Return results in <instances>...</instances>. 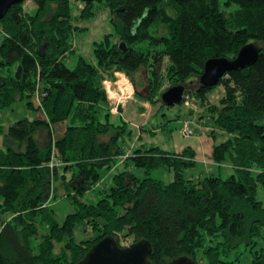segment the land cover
<instances>
[{
    "label": "trees",
    "instance_id": "1",
    "mask_svg": "<svg viewBox=\"0 0 264 264\" xmlns=\"http://www.w3.org/2000/svg\"><path fill=\"white\" fill-rule=\"evenodd\" d=\"M25 1L0 19V112L26 101L38 116L8 127L18 149H0V214L9 216L0 227V264H75L103 237L124 247L119 235L149 243L154 264L178 257L235 264L238 259L227 256L239 246L249 251L250 264H264V0H75L82 3L75 17L70 0H30L33 13L24 10ZM99 2L109 8L118 41L94 42L95 62L79 56L69 68L64 61L79 29L74 19L90 20ZM247 43L260 48L254 63L224 74L213 87L199 84L207 59H232ZM141 67L145 95L135 90L134 97L156 105L164 79L183 85V94L205 108L211 133L227 136L213 145L211 161L228 162L233 174L185 178L196 165L189 147L126 150L132 130L110 112L103 72H124L136 86L133 75ZM218 86L223 95L211 104L207 95ZM62 121L65 132L54 140L52 126ZM119 163L125 169L104 186ZM154 170L172 171L173 180L151 177ZM57 180L73 207L61 223L47 206ZM90 192L95 201H84ZM79 224L93 236L77 242Z\"/></svg>",
    "mask_w": 264,
    "mask_h": 264
},
{
    "label": "rangeland",
    "instance_id": "2",
    "mask_svg": "<svg viewBox=\"0 0 264 264\" xmlns=\"http://www.w3.org/2000/svg\"><path fill=\"white\" fill-rule=\"evenodd\" d=\"M71 1V11L72 15L75 17L78 14V9L82 6V3L77 2L75 0ZM24 10L33 13L34 3L30 0H26L24 2ZM230 10L235 9V6L232 5L229 8ZM73 24L78 26V31H74L71 37V46L74 49V52L71 55L66 56L65 64L69 68H73L78 60L79 56H82L88 62H95L93 58L92 47L94 42H99L104 39L105 36L109 37L111 42H117L118 39L113 31L110 22V11L109 8L103 3H95L94 6V16L90 20H77L74 19ZM1 40V37H0ZM114 69V68H113ZM110 70L103 72V81L102 85L106 92L108 107L111 109L117 107V110L113 112V116H118L120 113L122 114L121 117L125 119H129V115L123 112V106L125 104V100L127 97L132 99H136V102L139 100L134 97V92H137L141 95H145V79L147 75L145 73L144 68H140L137 73L133 75V78L136 82V86L133 85V82L125 75L124 72L117 71V70ZM125 80L126 85L122 84L121 81ZM172 86L170 83L164 79L163 86L161 88V92L168 89ZM129 87V88H128ZM189 89H193L194 86H187ZM131 89V90H130ZM220 88L213 91L209 96L211 98V104L216 103L220 97ZM127 96V97H126ZM191 103L195 105V108L192 109L190 107H186L183 105L176 104L174 106H166L159 102L156 105H149L151 108V113L154 111H158L155 116H153L149 124H147L144 129L145 133L142 138V142L140 144H144L146 147L148 146H159L160 148L166 149L168 151H172L174 149L175 144L181 145L183 148L185 147H192L196 150L198 155L199 146L198 138L201 137L205 139L206 142H209L211 145H216L222 141H224L227 137L224 133L217 131L214 136L210 135L211 125L208 118V114L206 110H201V108L194 103L193 99L190 98ZM24 102H17V109L21 108L22 112H17L15 114V119L19 120L24 117H37L38 114L35 111H29L25 109ZM132 103V102H131ZM118 104V105H117ZM122 104V105H121ZM196 110L197 114L200 115L199 118L196 116L191 120L188 117H191L187 114V111ZM200 110V111H199ZM19 113V115H18ZM192 115V114H191ZM204 115V116H203ZM204 118V126H208V130H203L201 125L198 121ZM184 121L190 122V128L193 131V134L189 137H184L181 135L180 128L182 127ZM200 126H199V125ZM151 127L158 128L156 134L150 135L149 130ZM132 130V135L130 139L125 138L124 146L128 147L136 133V130L129 126ZM211 136V137H210ZM18 149V148H17ZM208 159V157H207ZM228 162L222 163L221 165H214V163H210L207 165H202L201 163H196L195 166L190 167L185 170L184 176L185 178H193L196 177L200 171H202L205 167L209 168V172L214 175H219L221 178H227L231 174L234 173V170L228 168ZM125 167L121 164L116 165L111 171H109L102 183L104 186H109L111 182V177L119 172L124 170ZM127 170L132 171L135 175L139 177H143L144 173L141 169H134L131 166H128ZM151 177L155 179H160L163 182H170L173 180V172L172 171H165V170H154L151 172ZM102 187V186H100ZM95 197V196H94ZM258 197L262 198L261 190L258 193ZM96 199V198H95ZM95 199L93 201H95ZM57 212V211H56ZM59 215V214H57ZM56 215L57 220L59 216ZM81 236L82 239L92 237L93 234L90 232L89 228H85V225H82V229L79 233V237ZM120 245L121 246H128L132 243V238L128 236L119 235ZM262 240H259V243L262 244ZM228 259H235L237 258L238 261L235 264H250V256L249 251L244 249L243 246H239L237 249H233L227 256ZM197 259L200 262H204L202 259L201 251L197 252Z\"/></svg>",
    "mask_w": 264,
    "mask_h": 264
},
{
    "label": "crops",
    "instance_id": "3",
    "mask_svg": "<svg viewBox=\"0 0 264 264\" xmlns=\"http://www.w3.org/2000/svg\"><path fill=\"white\" fill-rule=\"evenodd\" d=\"M218 88H220V92H221L220 93V97H219V99H220L221 96L223 95L224 90H223V88L221 86H218L213 91H215ZM212 92H210L207 95L208 96V101L210 103H211V98H210L209 95ZM30 101H31V103H32V105L34 107L39 106V98L36 95H34L30 99ZM20 102H24L23 104H24L25 109H27L29 111H34V110H30V109L27 108L26 101H20ZM212 104H215V103H212ZM16 105H17V102L13 103L11 106H9L8 108H6V109H4V110H2L0 112V149L10 148V149L16 150L18 148L17 141L12 139L10 136L7 135L8 127L12 123L17 121L15 119V114L18 111L22 112L21 108L17 109ZM149 105L150 104H148L146 102H141V101L136 102V99H132L130 97H127L126 100H125V104L123 106H121L123 108V110H124L123 112H125L127 115H129V119H125L123 117L122 118L125 121L128 122L129 126H131L132 128H134L136 130V133H135L130 145L128 146V149H126V150L130 151V149H132V148L146 147L144 144H140L142 142L143 135L146 132L144 127L147 124H149L150 119L153 116H155L156 113H158V111H159V109H158V111L156 110L153 113H151V108H149L150 107ZM201 110L204 111L205 108H201ZM187 114L188 115L190 114L189 116H191V117H188L189 120H191L195 116L197 118L200 117V115L197 114L196 110L187 111ZM18 115H19V113H18ZM119 115L121 116L122 114L120 113ZM24 118H26L28 120H33L36 117H32L31 116V117H24ZM198 123L201 125L203 130H208L209 127L207 125L204 126V124H203L204 123V118L202 120L198 121ZM65 128H66V122L65 121L57 122V123H55L52 126L54 140H58V139L62 138V136H63V134L65 132ZM157 130H158V128L151 127V129L149 130V134L150 135H154V134H156ZM211 132H212V128H211V131L209 133H210L211 136H214L217 133V130H214L213 133H211ZM225 138H227V137H225ZM197 145L199 146L198 155H197L195 149H193L192 147H189L195 153V161H196V163H201L202 165H207V164L213 163L211 161V152H212L213 145H211L209 142H206L205 139H203L201 137L198 138ZM185 148H183L179 144L178 145L175 144L174 145V149L172 151H168V150L163 149V148H161V149H163L165 151H168V152L179 153ZM207 157H208V159H207ZM119 164H117V165H119ZM214 165H216V164H214ZM228 168L231 169L232 167L230 165H228ZM203 174H210L209 168L205 167L202 171H200V173H198L196 175V177L197 176H202ZM104 179H105V177H104ZM103 182H104V180L102 181V183ZM100 186H101V184H99V187ZM52 187H53L52 188L53 192H52V195L50 196V199H49V201L47 203V206H48V208H50L53 211V214H54V217H55L56 220H57L56 215L59 214V215H57V216H59L58 217L59 220H57V221H58V223H61L64 220V218L66 217L67 214H70V213L73 212V207L70 205V203L66 199L65 192L62 189L59 180L53 182ZM94 195H95L94 192H90L87 195V197L85 199H83V200L87 201V202L88 201H92V200L95 199ZM8 219H9V216L0 214V227L2 226L3 222H5ZM82 225L83 224H79L74 229V238H75V240L77 242L86 239V238L82 239L81 236L79 237V233H80V231L82 229ZM85 228H88V227L85 226ZM60 248H61L60 244H55L54 253H58Z\"/></svg>",
    "mask_w": 264,
    "mask_h": 264
},
{
    "label": "water",
    "instance_id": "4",
    "mask_svg": "<svg viewBox=\"0 0 264 264\" xmlns=\"http://www.w3.org/2000/svg\"><path fill=\"white\" fill-rule=\"evenodd\" d=\"M23 0H0V19L5 15L10 6L21 3ZM91 1V0H80ZM124 49V45L120 44ZM260 48L254 43L242 46L234 58H209L203 65V70L198 78L202 87H213L226 73L244 68L254 63ZM184 86L176 84L161 92L160 99L166 106H174L182 100ZM151 245L145 241L133 242L128 246H118L111 237H103L97 241L85 254L82 260L75 264H154L148 256ZM167 264H196L193 259L186 257L174 258Z\"/></svg>",
    "mask_w": 264,
    "mask_h": 264
},
{
    "label": "built area",
    "instance_id": "5",
    "mask_svg": "<svg viewBox=\"0 0 264 264\" xmlns=\"http://www.w3.org/2000/svg\"><path fill=\"white\" fill-rule=\"evenodd\" d=\"M37 96V95H36ZM38 97V96H37ZM127 97V96H126ZM118 105V104H117ZM122 105V104H121ZM182 105L186 106V107H190L192 109L195 108V105L193 103H191L190 101V97L189 95H185L183 94L182 97ZM117 110V107L111 109V113L115 112ZM180 132L183 136L185 137H189L193 134L192 129L190 128V122L189 121H185L182 125V127L180 128ZM126 155H124L122 158H125ZM55 163V161L52 159L49 163V166H53V164Z\"/></svg>",
    "mask_w": 264,
    "mask_h": 264
},
{
    "label": "bare ground",
    "instance_id": "6",
    "mask_svg": "<svg viewBox=\"0 0 264 264\" xmlns=\"http://www.w3.org/2000/svg\"><path fill=\"white\" fill-rule=\"evenodd\" d=\"M121 83L124 84V85H126V81H125V80L121 81ZM128 88H129V87H128ZM130 90H131V89H130Z\"/></svg>",
    "mask_w": 264,
    "mask_h": 264
}]
</instances>
